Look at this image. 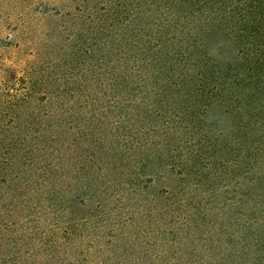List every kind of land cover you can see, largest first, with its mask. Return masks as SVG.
<instances>
[{"label": "trees", "instance_id": "1", "mask_svg": "<svg viewBox=\"0 0 264 264\" xmlns=\"http://www.w3.org/2000/svg\"><path fill=\"white\" fill-rule=\"evenodd\" d=\"M0 64V264H264V0H64Z\"/></svg>", "mask_w": 264, "mask_h": 264}, {"label": "rangeland", "instance_id": "2", "mask_svg": "<svg viewBox=\"0 0 264 264\" xmlns=\"http://www.w3.org/2000/svg\"><path fill=\"white\" fill-rule=\"evenodd\" d=\"M64 0H0V64L14 68L19 61H32L34 45L52 36L50 24L57 16L43 12L44 7L56 13L55 3ZM2 72L0 79L11 77Z\"/></svg>", "mask_w": 264, "mask_h": 264}]
</instances>
